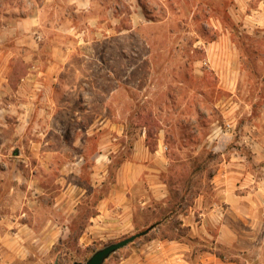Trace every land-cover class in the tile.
Returning a JSON list of instances; mask_svg holds the SVG:
<instances>
[{
	"label": "crops",
	"instance_id": "1",
	"mask_svg": "<svg viewBox=\"0 0 264 264\" xmlns=\"http://www.w3.org/2000/svg\"><path fill=\"white\" fill-rule=\"evenodd\" d=\"M152 1L161 5L164 17ZM177 1L0 0V121H18L12 135L6 134V125L0 122V264H34L30 257L35 256V249L48 253L59 241L71 238L77 231L74 219L80 226L78 246L89 248L99 240L135 231L144 215L156 217L151 227L144 228L151 231L105 264H264V220L259 218L264 216V180L258 174L236 172L237 165H232L229 173L211 178L210 192L198 193L189 206L179 200L161 217L160 210L169 204L161 175L165 145L160 138L158 150L152 151L146 130L109 188L105 176L98 181L95 172L84 186L79 158L62 166L56 192L44 186L39 193L34 191L50 172L57 150L50 140L34 142L29 130L34 131L35 122L43 120L49 134L61 133L62 117L57 109L61 74L78 70L68 65V59L108 56V49L98 53L93 47L81 48L107 44L115 34L123 36L137 28L178 22ZM229 12L237 25H264V0H234ZM126 17L128 28L122 26ZM223 33L219 40L226 42L230 36ZM210 46L218 48L217 44ZM20 47L34 56L52 58L32 62L13 88L9 75ZM233 51L239 54L236 46ZM239 69L235 65L234 71ZM82 114H75V123ZM262 115L264 118V103ZM93 128L86 130L89 137L96 132ZM252 148L254 153L264 151V144ZM255 161L259 164L264 157L258 155ZM70 165L74 181L67 171Z\"/></svg>",
	"mask_w": 264,
	"mask_h": 264
},
{
	"label": "rangeland",
	"instance_id": "2",
	"mask_svg": "<svg viewBox=\"0 0 264 264\" xmlns=\"http://www.w3.org/2000/svg\"><path fill=\"white\" fill-rule=\"evenodd\" d=\"M233 1L178 0V22L137 28L123 36L115 34L107 44L91 43L81 48L87 51L85 47H93L98 53L108 49V56L97 54L90 60L80 55L70 57L68 65L78 70L61 74L57 105L61 133L49 134L43 120L35 122L34 131L32 127L29 130L34 142L50 140L57 150L50 172L34 191L39 193L44 186L56 192L62 166L79 158L83 185L88 186L86 180L95 172L98 181L105 176L109 188L121 164L132 158L134 144L145 130L152 151L158 150L160 138L165 145L166 164L161 175L169 191V204L160 210L161 217L179 200L189 206L198 193L210 192L211 178L229 173L232 165H237L236 172L258 174L264 180V161H255L258 155L264 157V151L252 150L256 143L264 144V25L235 24L229 12ZM151 5L166 15L158 2ZM122 11L128 13L126 8ZM128 19L122 26L130 27ZM223 32L230 36L226 42L219 40ZM209 44L218 48L209 49ZM233 46L239 54H234ZM16 53L9 75L13 88L32 62L52 58L34 56L25 47L17 48ZM236 63L240 72L234 71ZM76 113L83 116L75 123ZM0 122L6 125V134L12 135L18 121ZM90 127L96 131L91 137L86 134ZM79 128L82 131H77ZM72 168L67 167L70 181L75 177ZM261 203L264 206V201ZM259 218L264 220V216ZM155 219L144 215L135 231L99 240L89 248L78 246L80 226L74 219L77 231L70 239L59 241L48 253L35 249L30 259L34 264L85 263L98 250L146 231Z\"/></svg>",
	"mask_w": 264,
	"mask_h": 264
},
{
	"label": "water",
	"instance_id": "3",
	"mask_svg": "<svg viewBox=\"0 0 264 264\" xmlns=\"http://www.w3.org/2000/svg\"><path fill=\"white\" fill-rule=\"evenodd\" d=\"M151 229L143 231L141 233L135 234L129 238H126L122 241L110 244L109 246L98 250L95 252L87 262H77L75 264H105L113 254L117 253L118 251L122 250L123 248L127 247L129 244L133 243L135 240L147 235Z\"/></svg>",
	"mask_w": 264,
	"mask_h": 264
},
{
	"label": "trees",
	"instance_id": "4",
	"mask_svg": "<svg viewBox=\"0 0 264 264\" xmlns=\"http://www.w3.org/2000/svg\"><path fill=\"white\" fill-rule=\"evenodd\" d=\"M156 225H153V227H155Z\"/></svg>",
	"mask_w": 264,
	"mask_h": 264
},
{
	"label": "built area",
	"instance_id": "5",
	"mask_svg": "<svg viewBox=\"0 0 264 264\" xmlns=\"http://www.w3.org/2000/svg\"><path fill=\"white\" fill-rule=\"evenodd\" d=\"M166 149V148H165Z\"/></svg>",
	"mask_w": 264,
	"mask_h": 264
}]
</instances>
